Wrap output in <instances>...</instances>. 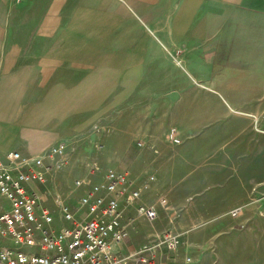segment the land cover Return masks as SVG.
<instances>
[{
  "label": "crops",
  "instance_id": "crops-1",
  "mask_svg": "<svg viewBox=\"0 0 264 264\" xmlns=\"http://www.w3.org/2000/svg\"><path fill=\"white\" fill-rule=\"evenodd\" d=\"M234 101L264 111V0H0L2 153L63 144L67 164L80 160L89 174L106 147L102 170L126 171L136 187L154 177L140 202L159 219L157 199L188 178L197 154L211 155L199 135L219 124L250 130ZM49 174L37 188L52 212ZM119 206L127 235L111 248L125 255L147 233L134 207Z\"/></svg>",
  "mask_w": 264,
  "mask_h": 264
},
{
  "label": "built area",
  "instance_id": "built-area-1",
  "mask_svg": "<svg viewBox=\"0 0 264 264\" xmlns=\"http://www.w3.org/2000/svg\"><path fill=\"white\" fill-rule=\"evenodd\" d=\"M167 138L180 141L175 128L169 129ZM66 162L63 144L36 155L0 151V264H161L164 250L177 249L179 235L169 228L154 230L152 237L133 252L120 255L112 250V242L122 243L127 235L121 224L120 201L124 207H134L136 214L151 225L158 218L153 203L140 202L141 191L154 177L148 175L136 187L126 171L102 170L95 162L89 165V173L102 172V181L74 179V188H82L74 202L54 195L61 217L68 223L55 229L52 212L41 203L37 186L46 185L49 171ZM157 202L162 206L166 199L161 196ZM191 261L186 256L183 262Z\"/></svg>",
  "mask_w": 264,
  "mask_h": 264
},
{
  "label": "rangeland",
  "instance_id": "rangeland-1",
  "mask_svg": "<svg viewBox=\"0 0 264 264\" xmlns=\"http://www.w3.org/2000/svg\"><path fill=\"white\" fill-rule=\"evenodd\" d=\"M232 104L249 121L250 130L225 131L224 124H219L199 135V141L212 145L211 155L197 154V163L189 166L188 178L174 183L178 188L172 195L163 196L166 202L162 205V218L155 220L152 226L159 231L170 228L179 235L177 249L164 250L162 257L165 260L167 256L169 264H184L185 255L191 257L192 264H264V111L257 116L251 108L240 106L239 101ZM251 135L253 138L249 139ZM83 150L89 152L85 148H77L75 152L85 155ZM208 150L205 147L204 151L208 153ZM100 152L99 163H95L103 169L107 166V148H101ZM86 171L80 160L53 167L48 173L49 181L51 179L57 187L51 193L65 199L72 196L74 202L82 188L73 189V180L85 176L95 181L92 180L94 175ZM51 193L48 196L54 198L55 194L50 196ZM52 205L55 207L52 225L68 224L62 219L54 199ZM141 224L138 226L143 228V234L147 233L142 240L145 242L152 237L153 228L145 220ZM6 243L11 244L10 239Z\"/></svg>",
  "mask_w": 264,
  "mask_h": 264
}]
</instances>
